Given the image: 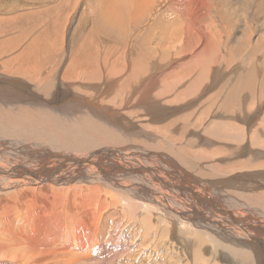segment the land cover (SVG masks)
<instances>
[{
    "label": "bare ground",
    "instance_id": "bare-ground-1",
    "mask_svg": "<svg viewBox=\"0 0 264 264\" xmlns=\"http://www.w3.org/2000/svg\"><path fill=\"white\" fill-rule=\"evenodd\" d=\"M97 2L99 25L118 24L124 32L145 21L150 11L144 8L160 4ZM152 15L143 24L145 33H137L139 51L145 56L150 35L151 42L162 37L168 42L160 60L168 61L165 66L138 54L128 57L132 64L121 73L124 64L94 66L96 81L84 94L60 75L37 87L18 76H0V106L24 105L57 120L70 114L83 129L121 140L95 144L86 138L87 149H69L37 134L0 129V264H264V202H249L251 194L264 191V0H172ZM221 18L229 21L218 35L237 32L241 39L226 57L235 66L211 74L207 86L206 58L211 64L221 60V46L209 30ZM236 52L251 58L246 75ZM180 62L182 69L193 62L199 72L179 73ZM100 72L105 80L96 86ZM219 80L215 97L201 100ZM169 86L177 93H167ZM163 93L179 96L170 101ZM105 99L109 105L101 104ZM82 107L89 111L73 112ZM109 228L108 240L116 236L118 242L97 256L92 246Z\"/></svg>",
    "mask_w": 264,
    "mask_h": 264
},
{
    "label": "rangeland",
    "instance_id": "rangeland-1",
    "mask_svg": "<svg viewBox=\"0 0 264 264\" xmlns=\"http://www.w3.org/2000/svg\"><path fill=\"white\" fill-rule=\"evenodd\" d=\"M171 1L172 0H160L161 6L160 4H157L144 8L143 10L149 9L147 12L150 11L148 17H144L145 21L137 27H128V30L125 29L126 31L124 32L122 31L121 27H118V24L113 28L99 25L101 23L97 21V17H99V5L97 0H0V76L6 75L11 79L18 76L16 79H22L24 81L26 80L27 82L37 87L41 84L52 83L54 81V76L56 77L57 75H60L62 79L68 84L71 83L72 85H74L72 86L70 84L72 86V89L74 88V91L84 94L85 91H89L85 86L96 81V72L93 69L94 66H101L103 69H106L107 66L111 67V65L119 66L127 64L126 67L123 65L124 68L118 73L128 71L127 66L130 67V64H132V60L130 58L128 60V57L135 54L142 56L147 61V63H151L152 65L157 64L159 66H165L167 65L166 62L168 63V61L166 60L162 62V60L160 62V60L163 58V48H166L168 46L167 40L165 45L163 38L157 35L155 37V41L151 42L152 36L150 35V43L148 40L149 50H145L144 56V54L139 51L141 37H139L137 33L139 31L141 32V35L145 33L143 24H146L148 22V19L149 21L150 19H152L151 17L153 16V10L158 8V6L160 9H162L164 5L170 4ZM254 1L255 3H257L258 1L263 0ZM123 9L124 13H127V10H125V5L123 6ZM203 21L204 23H206L209 20L207 18H203ZM228 21L229 18H221L220 20H217L216 24L209 30L211 40L213 42H217L221 46V50L219 51L221 52V60H215L213 61L214 64H211L206 58L204 66L206 65L205 70H209L207 71V86H209V83H211L212 81V75L220 73L219 71H229L232 66H235L233 64H230L228 66L229 62L227 61L226 57L228 54L232 53V49L237 46L234 44H236L237 41L241 39V33L234 32L231 35L232 37L228 36L226 33L220 35H218L217 33L218 29H223V25L228 23ZM253 25H257V22L254 21ZM257 36L258 34L252 36V40L255 41V38ZM137 37L139 38L137 39ZM92 39L93 43L90 42V40ZM221 42L223 43V45ZM125 45L127 50L128 47H130L131 49L133 48L132 51L127 52L126 48L124 51L123 47ZM174 53H171V56H173V58H177L176 52ZM239 53L240 52L235 53L236 61L238 64H241V69L245 72L246 75L248 73V68L251 67L249 65H252V62L248 65V60H250L251 58L248 57L246 53ZM180 63L177 64L179 73L195 75L199 72V69L193 62H189V64L185 66L186 69H182V62ZM260 67L262 68V64L260 65ZM261 71L263 74V69H261ZM101 74H103L102 79L100 77ZM239 74H241V72ZM83 75L87 76L88 79L86 80L85 78H83ZM104 76V72L99 73V81L95 83L96 86L101 85V80H105ZM106 77L109 78V76ZM170 77H172L171 74ZM113 78L115 77H111L108 80H111ZM228 80L231 79L229 78ZM228 80H226V82ZM222 81L223 80H219L216 89H212V91H209V93L205 94L206 96H204L201 100L204 101L206 97L207 99H209L210 97H215L214 94H217V90L221 87L220 84ZM157 88L158 89H156L155 91L161 90L159 86H157ZM169 88L171 89V91H166L167 93L176 94L178 91V89H172L173 87L169 86ZM161 95H164V93ZM166 96L167 94L164 95V98L166 100L172 101L174 98H178L179 95H173L174 97L172 96V98ZM153 98L155 101L157 100L161 104L166 103V100L163 99V97H158L156 99L155 97ZM259 98L260 97L257 96L256 104H259ZM207 99L206 101H208ZM107 100L108 99L100 100V102L103 105H109L110 100L108 102ZM201 100L198 101L199 105L201 104ZM216 103L217 102L214 100V102H210V105L213 106ZM219 104L210 109L212 111H210L209 113V118H212L214 113H216V110L219 109ZM112 105L116 107L115 104ZM125 105L127 104L125 103ZM4 106H0V129L9 133H12L16 130H22L24 131L22 134L29 136L32 135L35 137L38 135L37 137L45 138L42 140H49L53 141L54 143L58 142L60 144H64L69 149H72L71 147H74L75 144L78 145L79 149H87L89 146L84 142L87 139L93 142L96 140L94 142L95 144L121 142V140L118 139L114 140L111 137H105L106 135L104 136L100 130L95 132L88 128L83 129L82 126H79V124L72 121L73 118L72 116H70V114L67 115L69 117H66L65 120H57L58 117L48 111L43 112L40 110L29 108L27 106L24 107V105H22L21 108H8ZM256 106L257 105H255V107ZM116 108L120 109L118 107ZM80 109H75L73 110V112L75 114H80L81 112H84V110H88L85 107H82L81 110ZM262 110H264V106ZM126 115L131 116V118L135 117L132 112H127ZM67 126L73 127L74 130L66 129L65 127ZM61 127H64L63 129L65 130L59 129ZM137 127L138 129H141V125L137 124ZM29 129H41L45 132L33 131V133L31 131H28ZM147 132H149L153 136L158 137L156 134L157 131L154 129H150ZM3 134L12 136L11 134ZM101 137H104L103 140ZM63 138L65 140H62ZM165 141H169V139L165 138ZM211 156L212 159L218 157L212 150ZM211 158H204L201 161L209 160L211 163ZM214 170L217 169L215 168ZM236 197H238L240 200H243L245 204L248 203L247 198L243 197L242 195L236 194ZM249 199V202L253 203H255L256 201L258 203H261V201L264 202V191L262 190L258 193L251 194ZM110 229L111 228H109L107 232L108 234H104L102 241L98 240L92 246V250L96 249L95 253L97 256L105 253L108 254V249L118 242L116 236L112 240H108V238L111 236V234L109 233ZM103 245H105V248H99Z\"/></svg>",
    "mask_w": 264,
    "mask_h": 264
}]
</instances>
